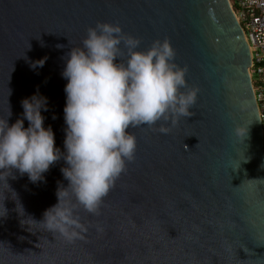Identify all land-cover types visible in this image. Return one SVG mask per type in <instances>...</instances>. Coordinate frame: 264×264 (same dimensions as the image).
Listing matches in <instances>:
<instances>
[{"label":"water","instance_id":"1","mask_svg":"<svg viewBox=\"0 0 264 264\" xmlns=\"http://www.w3.org/2000/svg\"><path fill=\"white\" fill-rule=\"evenodd\" d=\"M97 23L138 39L136 51L168 40L186 69L181 91L197 89L196 103L175 126L129 129L134 158L98 214L78 209L87 231L73 243L31 220L57 203L58 181L67 187L63 160L43 183L18 172L9 187L0 181V264H264V134L250 46L229 0H0V118L15 123L38 89L63 152V58Z\"/></svg>","mask_w":264,"mask_h":264},{"label":"clouds","instance_id":"2","mask_svg":"<svg viewBox=\"0 0 264 264\" xmlns=\"http://www.w3.org/2000/svg\"><path fill=\"white\" fill-rule=\"evenodd\" d=\"M139 45L118 25L97 23L88 29L82 46L73 47L63 58L61 76L67 81L63 152L56 147L52 127L44 126L42 112L49 111L48 99L38 89L21 101L23 112L15 123L0 118V181L7 184V178L15 179L12 174L18 172L32 184L43 183L45 173L64 161L60 171L67 187L58 181L57 203L44 211L40 222L29 218L68 243L82 239L87 231L78 209L98 214L126 161L134 158L136 138L129 129L170 118L175 126L196 103L197 89L181 91L187 87L186 69L174 63L170 42L154 41L143 52L136 51ZM47 59L33 62L32 69L43 68ZM235 135L245 138L247 130L237 128ZM24 221L21 225L29 226Z\"/></svg>","mask_w":264,"mask_h":264},{"label":"built area","instance_id":"3","mask_svg":"<svg viewBox=\"0 0 264 264\" xmlns=\"http://www.w3.org/2000/svg\"><path fill=\"white\" fill-rule=\"evenodd\" d=\"M229 1L250 46V75L264 134V0Z\"/></svg>","mask_w":264,"mask_h":264}]
</instances>
